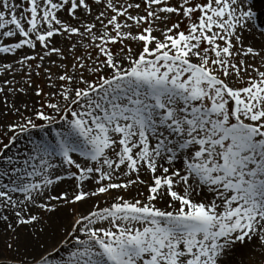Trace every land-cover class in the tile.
<instances>
[{
  "label": "snow or ice",
  "instance_id": "1",
  "mask_svg": "<svg viewBox=\"0 0 264 264\" xmlns=\"http://www.w3.org/2000/svg\"><path fill=\"white\" fill-rule=\"evenodd\" d=\"M261 15L0 0V264H264Z\"/></svg>",
  "mask_w": 264,
  "mask_h": 264
},
{
  "label": "rangeland",
  "instance_id": "2",
  "mask_svg": "<svg viewBox=\"0 0 264 264\" xmlns=\"http://www.w3.org/2000/svg\"><path fill=\"white\" fill-rule=\"evenodd\" d=\"M261 3L264 4V0H261ZM261 20L264 21V15H261ZM38 83L43 84V81L40 80V81H38ZM8 119H9V120H12V119H15V117H9ZM9 135H10V134H9ZM4 142L7 143V139H5ZM0 147H2V145H0Z\"/></svg>",
  "mask_w": 264,
  "mask_h": 264
}]
</instances>
